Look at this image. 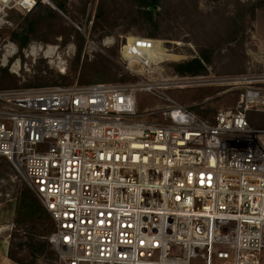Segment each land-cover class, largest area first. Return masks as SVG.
<instances>
[{"label": "built area", "instance_id": "1", "mask_svg": "<svg viewBox=\"0 0 264 264\" xmlns=\"http://www.w3.org/2000/svg\"><path fill=\"white\" fill-rule=\"evenodd\" d=\"M39 4L0 0V26ZM162 46L126 40L134 84L0 90V157L50 214L56 264H264V131L247 119L264 94L209 123L146 78ZM139 92L166 106L140 114Z\"/></svg>", "mask_w": 264, "mask_h": 264}, {"label": "rangeland", "instance_id": "2", "mask_svg": "<svg viewBox=\"0 0 264 264\" xmlns=\"http://www.w3.org/2000/svg\"><path fill=\"white\" fill-rule=\"evenodd\" d=\"M49 1L48 6L84 39L78 73L73 71L78 53L77 38L73 36L63 45V36L54 35L59 33L58 29L51 30L42 22L37 34L30 36L28 45L21 49L19 42L12 40L11 32L22 30L23 18L28 13L14 10L0 26L2 88L63 86L66 84L59 75L69 74L75 81L67 86L81 85L83 75L106 84H134L140 81L139 75L127 70L121 47L127 39L144 37L160 42L166 54L163 62L155 67L156 74H149L146 78L154 79L160 74L173 84L167 94L196 113L200 108L212 118L220 110L236 108L249 88L260 89L264 94V10L256 9L251 24H245L248 28L241 48L228 45L227 41V21L237 19L238 23L241 18L238 14L245 16L260 0H159L157 5L148 8L159 14L155 24L139 13L135 0H66V13L54 0ZM103 5L106 11H103ZM11 12L15 13L11 15ZM100 15H107L103 28L97 25ZM210 46L214 52L207 75L183 77L176 73L173 64L200 58V51ZM96 68L103 74H93ZM236 96L239 97L237 102L234 101ZM189 97L195 100L191 102ZM137 100L140 114L149 108L166 106V102L143 92L137 94ZM248 113V117L253 115L259 119L257 124L251 121L250 126L264 131V122H260L264 120V108ZM160 118L158 114L154 118L143 116L140 120ZM261 139L264 140V134ZM27 190L35 193L10 163L0 159V236L7 238L8 252L12 241L14 244L28 241V229L14 224L17 200ZM15 234L20 238L14 239ZM50 252L54 253V259L48 251L37 253V264H56L57 255L51 245Z\"/></svg>", "mask_w": 264, "mask_h": 264}, {"label": "trees", "instance_id": "3", "mask_svg": "<svg viewBox=\"0 0 264 264\" xmlns=\"http://www.w3.org/2000/svg\"><path fill=\"white\" fill-rule=\"evenodd\" d=\"M57 4V7L62 10L64 13H66L65 8V2L66 0H54ZM137 3V7L140 8L139 13L144 16L145 18L149 19L150 21H153V24L156 23V19L159 16V14H156L150 10H148L149 7L157 5L159 3V0H135ZM105 4L106 8L108 9L109 6L107 3ZM256 9H263L264 10V0H260L256 4L252 5L251 8L247 11L245 16L243 14H238L240 19L238 18L234 21L228 20V34H227V41L228 45L235 46L236 48H241L242 43L246 36V27L245 24L250 25L251 21L255 17ZM103 11L105 10V7L103 5ZM15 12H11V15ZM105 17L107 15H100V20L97 22V25L101 28L104 27L105 23ZM51 20V22H50ZM249 21V22H247ZM44 22L47 24V28H50L51 30H57L59 33H54V35H61L64 38L65 45L71 37L77 38V44H78V53L75 58V67L74 70L75 73H78V68L80 66V55L82 52L84 39L80 35L78 31H76L73 27L67 26L64 22L63 18L58 15L57 12L52 10L48 5L39 4L33 11L27 14L26 17L23 18V25L21 31H15L11 32V38L13 41L19 42L20 48H24L28 45L31 37L37 34V29L40 28V24ZM231 47V46H230ZM233 49L230 48L229 50ZM214 49L212 47L204 48L200 51V58H194L189 61L181 62L178 64H173V67L176 71V73L180 76H190V77H196V76H205L208 74V66L212 64V56H213ZM99 68L94 69L93 74H103L102 70H97ZM59 77L63 80L64 84L63 86H67L68 84L74 83L75 79L71 77V74L69 75H59ZM7 82V81H5ZM101 81L97 80H90L84 75L82 76V79L79 84L81 85H88L91 83H97ZM106 83V82H101ZM1 85V84H0ZM29 85H26V87ZM8 88H2L0 86V90H6ZM16 89V88H15ZM21 89H27V88H21ZM202 93L201 95H203ZM191 102H193L195 99L190 98ZM235 102L239 101V97L236 96L234 99ZM234 102V103H235ZM197 113L195 114L208 121L209 123H213L214 116L212 118H208V115L206 116L207 112L200 110V108L196 109ZM194 112V111H193ZM247 113V119L249 124L251 121L253 123L259 122V119H255L253 115L251 117H248ZM260 122H264V120H260ZM251 125V124H250ZM255 125V124H254ZM260 125V124H259ZM0 159H4L1 158ZM5 160V159H4ZM14 224L21 228H27L28 234L26 238L28 239L27 242H20L18 244H14L13 241L10 246V250L8 252V257L11 261L15 262L16 264H37V259L39 255L37 253L43 254L44 252L48 251L50 253L51 258L54 257V253L50 252V244L47 241V237L54 231V222L50 216V214L45 210V208L41 205L39 198L37 195L30 190H27L22 194V197L17 200V205L15 208V219ZM26 231V232H27ZM20 238L18 235L15 234L14 239Z\"/></svg>", "mask_w": 264, "mask_h": 264}, {"label": "crops", "instance_id": "4", "mask_svg": "<svg viewBox=\"0 0 264 264\" xmlns=\"http://www.w3.org/2000/svg\"><path fill=\"white\" fill-rule=\"evenodd\" d=\"M9 243L7 238L0 236V264H14L8 257Z\"/></svg>", "mask_w": 264, "mask_h": 264}, {"label": "water", "instance_id": "5", "mask_svg": "<svg viewBox=\"0 0 264 264\" xmlns=\"http://www.w3.org/2000/svg\"><path fill=\"white\" fill-rule=\"evenodd\" d=\"M151 9H152V8H151ZM151 9H150V10H151ZM153 9H156V8H155V7H153Z\"/></svg>", "mask_w": 264, "mask_h": 264}, {"label": "bare ground", "instance_id": "6", "mask_svg": "<svg viewBox=\"0 0 264 264\" xmlns=\"http://www.w3.org/2000/svg\"><path fill=\"white\" fill-rule=\"evenodd\" d=\"M163 53V52H162Z\"/></svg>", "mask_w": 264, "mask_h": 264}]
</instances>
